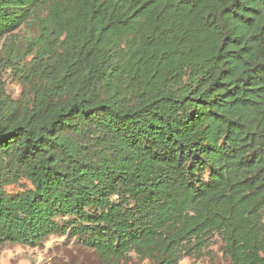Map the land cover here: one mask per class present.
Wrapping results in <instances>:
<instances>
[{
  "label": "trees",
  "instance_id": "1",
  "mask_svg": "<svg viewBox=\"0 0 264 264\" xmlns=\"http://www.w3.org/2000/svg\"><path fill=\"white\" fill-rule=\"evenodd\" d=\"M2 39L0 246L264 264V0H0Z\"/></svg>",
  "mask_w": 264,
  "mask_h": 264
},
{
  "label": "rangeland",
  "instance_id": "2",
  "mask_svg": "<svg viewBox=\"0 0 264 264\" xmlns=\"http://www.w3.org/2000/svg\"><path fill=\"white\" fill-rule=\"evenodd\" d=\"M21 44L25 38L32 35L30 27H21L14 31ZM4 40H0V52ZM7 82V89L12 96H17L20 88L12 80L9 70L2 72ZM15 190V188H10ZM222 242L218 236H213L205 246L199 257L185 256L179 264H229L228 258L223 254ZM131 264H153L149 261H129ZM127 262L126 264H130ZM0 264H102L97 256L89 249L69 241L66 237L50 236L38 246L5 243L0 246Z\"/></svg>",
  "mask_w": 264,
  "mask_h": 264
}]
</instances>
